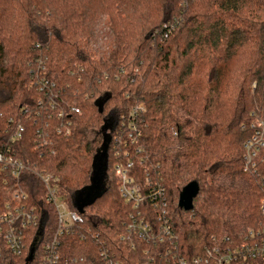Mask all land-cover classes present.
Returning a JSON list of instances; mask_svg holds the SVG:
<instances>
[{"label": "trees", "instance_id": "16d2710c", "mask_svg": "<svg viewBox=\"0 0 264 264\" xmlns=\"http://www.w3.org/2000/svg\"><path fill=\"white\" fill-rule=\"evenodd\" d=\"M102 19L112 38L105 49L94 42ZM32 81L53 84L47 98ZM58 110L71 121L69 133L54 131L53 151L39 150L36 113L51 115L52 130ZM257 110L264 112V0H0V135L6 142L24 125L13 145L31 170L18 182L43 233L31 228L24 252H4L0 263L39 264L41 243L57 233L87 264H104V250L117 264H149L151 257L168 264L169 243L121 238L137 207L120 195L114 168L136 147L147 156V171L135 163L138 175L149 173L165 187L177 257L238 239L260 218V175L243 168ZM107 117L114 125L107 130L105 189L83 207L82 224L58 234L55 209L32 170L55 177L59 194L76 208L74 194L91 182ZM131 123L139 132L134 144ZM190 181L199 190L185 210L178 198Z\"/></svg>", "mask_w": 264, "mask_h": 264}, {"label": "built area", "instance_id": "2783aa9c", "mask_svg": "<svg viewBox=\"0 0 264 264\" xmlns=\"http://www.w3.org/2000/svg\"><path fill=\"white\" fill-rule=\"evenodd\" d=\"M32 82L38 85V89L47 98L46 90L49 85L53 84L49 81ZM43 101L41 98L38 103L42 105ZM140 106L143 107V104ZM71 111L79 113L80 110L72 106ZM36 114L38 148L39 150L46 148L51 150L52 133L64 131L68 134L71 121L63 119L62 110H58L55 116L57 125L51 130V115L46 114L45 117L39 112ZM249 125L251 132L243 143V168L247 172L260 175V188L263 194L258 204L260 218L256 223L248 226L244 234L239 235L238 239L225 238L223 241H218L206 247L202 255L188 259L177 257L175 253L177 235L172 226V214L168 210L165 187L160 182L161 179L156 180L149 173L144 178L138 175L137 169L134 168L135 163L138 167L144 165L143 170L147 171V156L140 155V149L136 147L131 155V151H126L125 161H118L114 168L120 195L137 207L136 213L130 214L121 238L137 237L147 243H169L172 246L170 249L172 255L167 259L168 264H264V167L260 163V161L264 162L262 160L264 157V112L252 111ZM136 130V126L131 123L130 131L127 133L131 144H134L135 132L139 134ZM22 132H24V125L19 123L15 129L10 131L8 141H3L0 135V256L4 252L8 255H21L28 241L26 239L28 232L37 226L41 231L42 227L41 217L34 206L28 205L26 192L18 182L24 169L31 170L30 162L21 159L13 145L20 139ZM126 144L124 141V145ZM32 171L43 182L46 190L45 199L55 209L58 234L71 229L75 224H82L85 219L82 212L84 206L81 209L77 206L72 207L68 200L59 194L58 181L51 174L34 169ZM42 235L43 233L40 235L41 238ZM40 240L38 238V242ZM64 246L65 243H60L57 233L44 238L38 251L39 264H87L83 257L70 254ZM100 256L104 264H117L107 250L102 251ZM153 262L154 259L151 257L149 264ZM0 264L16 263L6 258Z\"/></svg>", "mask_w": 264, "mask_h": 264}, {"label": "water", "instance_id": "95a60500", "mask_svg": "<svg viewBox=\"0 0 264 264\" xmlns=\"http://www.w3.org/2000/svg\"><path fill=\"white\" fill-rule=\"evenodd\" d=\"M113 121L110 118H106L105 119V123L102 125L101 130L104 132V140H103V144L101 146L100 149L103 150L104 152V170H105V160H106V146L107 143L109 141V133H107L108 129H111L113 127ZM100 152V150H98V152L96 153V155L94 156L93 159V163H92V167L94 170H92V175H91V182L90 184L80 188L79 190H77L74 194L73 197V201L74 204L81 209L83 206L91 203L98 195V191L100 189L99 184L95 182V178L96 176H98V161H100L99 159V155L98 154ZM199 190L198 184L195 181H190L189 183H187L181 190V192L179 193V198H178V206L185 209V210H190L193 206L192 201L193 198L197 195ZM41 233V231H40ZM34 249V247L32 248V250ZM31 250V253H32ZM30 253L29 258H31L32 254Z\"/></svg>", "mask_w": 264, "mask_h": 264}, {"label": "rangeland", "instance_id": "374dc122", "mask_svg": "<svg viewBox=\"0 0 264 264\" xmlns=\"http://www.w3.org/2000/svg\"><path fill=\"white\" fill-rule=\"evenodd\" d=\"M111 34L110 31L108 29V26L106 25L104 19H102V21H100V25L97 29V33L95 35L94 38V42L96 44V46H98L101 49H105L108 45V43L111 42ZM99 155V159L100 161H98L99 167H98V176H96L95 178V182L99 184V191H98V195L101 194L104 189H105V185H106V181H105V174H104V152L102 149H100V152L98 153ZM94 170V169H93Z\"/></svg>", "mask_w": 264, "mask_h": 264}]
</instances>
